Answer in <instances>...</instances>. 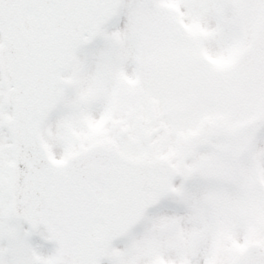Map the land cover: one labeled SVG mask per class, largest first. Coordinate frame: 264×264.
Segmentation results:
<instances>
[{
	"label": "snow or ice",
	"instance_id": "snow-or-ice-1",
	"mask_svg": "<svg viewBox=\"0 0 264 264\" xmlns=\"http://www.w3.org/2000/svg\"><path fill=\"white\" fill-rule=\"evenodd\" d=\"M0 264H264V0H0Z\"/></svg>",
	"mask_w": 264,
	"mask_h": 264
}]
</instances>
